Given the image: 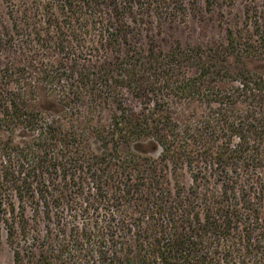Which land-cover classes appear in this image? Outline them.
<instances>
[{"label": "trees", "instance_id": "obj_1", "mask_svg": "<svg viewBox=\"0 0 264 264\" xmlns=\"http://www.w3.org/2000/svg\"><path fill=\"white\" fill-rule=\"evenodd\" d=\"M2 1L13 10L16 0ZM17 1L21 25L0 30L10 264H264V74L244 66L264 61V0L242 8L250 34L229 23L223 41L166 46L157 41L186 18L187 0ZM199 1L205 12L238 3L187 2ZM145 141L187 159L191 200L174 208L179 219L116 214L122 201L136 207L140 191L125 177ZM253 174L262 187L252 195ZM211 179L219 193L198 196Z\"/></svg>", "mask_w": 264, "mask_h": 264}, {"label": "rangeland", "instance_id": "obj_2", "mask_svg": "<svg viewBox=\"0 0 264 264\" xmlns=\"http://www.w3.org/2000/svg\"><path fill=\"white\" fill-rule=\"evenodd\" d=\"M188 1V0H187ZM185 1L186 5V18H178L172 26L165 27L164 41H157L160 45H169L175 43L181 44H194L201 41H223V29L229 24H237L242 26L244 30H249V34L255 31V27L250 25L244 19L243 9L244 5L249 0H238L237 5L233 9L225 7L213 9L211 12H205L202 9V3L199 1V9L192 10L188 2ZM256 6L260 5V0H252ZM13 10L9 9L5 2L0 0V30L7 32L13 30L15 32V21L18 25L19 17L16 16L19 11L18 1H14ZM13 13V14H11ZM252 12L251 15H253ZM41 13H39L40 16ZM31 16V14L29 15ZM32 17V16H31ZM32 25V24H30ZM254 30V31H253ZM16 35V33H15ZM17 37V36H16ZM17 41V40H16ZM3 53H0V61H2ZM244 66L252 71H257L264 74V61L247 58L244 59ZM108 110L104 109L101 116L106 120ZM2 135V134H1ZM93 147L98 150L99 144L93 143ZM124 150L131 149V145L123 146ZM128 159L132 161L133 168L127 169V176L125 180L128 184L136 186L140 191L137 195V201L135 202L136 207L130 205L126 201H122V210L118 211L117 215H124L132 221L138 212L144 211L145 214H150L154 209L159 211V217L167 220L168 217L179 219L180 210L175 207L179 205L181 207H187V202L190 199L189 186L190 183V171L187 167V159H179L174 161L171 159H164L161 155L159 147L151 149L149 141L143 143V149L140 151L133 152V155H129ZM204 166V163H201ZM259 177L264 180V169L258 172ZM245 174L240 171L237 182V189L239 195L242 191V180ZM253 179L252 188L248 191L249 194L253 195V192H257L262 187L257 182L255 174L251 176ZM121 181H123L121 179ZM125 182V181H124ZM113 189V188H112ZM219 193V188L214 184L211 179L207 184V189L201 186L198 189V196L206 194V192ZM178 192L180 196H178ZM108 193L111 195V188H108ZM255 199V198H254ZM237 202H240L237 199ZM262 203V202H261ZM240 206V204H239ZM261 210L264 212V205L261 204ZM200 209V206H198ZM196 210V208H195ZM194 210V211H195ZM28 217L32 218L33 211L27 207ZM166 212L168 216L166 217ZM69 212L64 216V219H69ZM35 218V217H34ZM44 221V222H42ZM46 222V219L41 218L36 220V229H43L42 225ZM12 261V249L6 241L5 232L3 229L0 230V264H10Z\"/></svg>", "mask_w": 264, "mask_h": 264}]
</instances>
